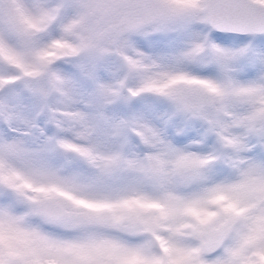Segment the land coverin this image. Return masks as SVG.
Returning <instances> with one entry per match:
<instances>
[{
	"label": "rangeland",
	"instance_id": "374dc122",
	"mask_svg": "<svg viewBox=\"0 0 264 264\" xmlns=\"http://www.w3.org/2000/svg\"><path fill=\"white\" fill-rule=\"evenodd\" d=\"M205 5L0 0V264H264V34Z\"/></svg>",
	"mask_w": 264,
	"mask_h": 264
},
{
	"label": "water",
	"instance_id": "95a60500",
	"mask_svg": "<svg viewBox=\"0 0 264 264\" xmlns=\"http://www.w3.org/2000/svg\"><path fill=\"white\" fill-rule=\"evenodd\" d=\"M147 0H93L96 16L105 18L121 9L141 7ZM205 18L216 33L238 36L264 34V3L254 0H206ZM67 214L59 202L45 198L41 201V215L46 219H61ZM221 248L218 240L206 242L204 250L215 254Z\"/></svg>",
	"mask_w": 264,
	"mask_h": 264
},
{
	"label": "flooded vegetation",
	"instance_id": "af4514ba",
	"mask_svg": "<svg viewBox=\"0 0 264 264\" xmlns=\"http://www.w3.org/2000/svg\"><path fill=\"white\" fill-rule=\"evenodd\" d=\"M71 0H58V2L59 3H68V2H70ZM80 2H83V1H85V0H79ZM86 1H88V0H86ZM147 2H148V0H147ZM91 3H93V0H91ZM142 7V6H141ZM141 7H131V8H124V9H121V10H119V11H117V12H115V13H113V14H111V15H109V16H107V17H105V18H102V19H106V18H108V17H110V16H112V15H115L116 13H118V12H120V11H122V10H133V9H141ZM95 14V13H94ZM98 17V16H97ZM98 18H100V17H98ZM26 191L28 192V190L26 189ZM43 199H45V198H43ZM42 199V200H43ZM41 200V201H42ZM55 201V200H54ZM40 214H41V202H40ZM42 216V215H41ZM43 217V216H42ZM43 219L45 220V222H51V221H60V220H62V219H64V218H62V219H46V218H44L43 217ZM212 241V240H211ZM221 249V248H220ZM219 252V251H218ZM218 252H216L215 254H217ZM207 253V252H206ZM208 255H210V256H212V255H215V254H209V253H207Z\"/></svg>",
	"mask_w": 264,
	"mask_h": 264
}]
</instances>
